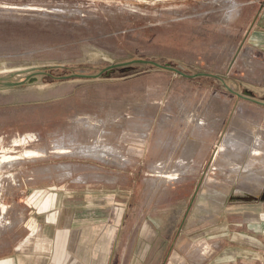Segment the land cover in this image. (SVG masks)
Instances as JSON below:
<instances>
[{"label": "rangeland", "instance_id": "obj_1", "mask_svg": "<svg viewBox=\"0 0 264 264\" xmlns=\"http://www.w3.org/2000/svg\"><path fill=\"white\" fill-rule=\"evenodd\" d=\"M248 1L0 0V72L48 70L0 95V157L13 158L0 162L4 252L34 230L47 252L38 203L53 193L77 218L97 207L113 224L124 210L107 264H163L218 180L247 185L253 171L232 169L264 152V48L251 42L264 0ZM134 59L191 76L142 62L74 76Z\"/></svg>", "mask_w": 264, "mask_h": 264}, {"label": "crops", "instance_id": "obj_2", "mask_svg": "<svg viewBox=\"0 0 264 264\" xmlns=\"http://www.w3.org/2000/svg\"><path fill=\"white\" fill-rule=\"evenodd\" d=\"M255 3L261 2L251 0L244 5ZM257 18L252 36L256 42H251L264 48V6H259ZM2 93L0 91V95ZM252 155L257 158H253L252 178L247 185L230 192L231 188L227 189V184L218 180L219 199L209 201L208 208L203 206L210 210L207 214L188 221L187 228L193 226L194 229L187 235H182L185 222H181L163 264H264V152ZM210 170L215 172L217 168ZM52 194L38 203L45 218L43 226L50 227V234L44 239L48 242L47 252L32 248V245L36 246L33 240H38L34 230L27 238L26 247H12L7 252L0 248V264H93L94 261L95 264H107L124 210L119 211L113 224L108 218L97 216V207L87 209L92 210L91 215L77 218V211H81L79 207L69 206ZM92 198L87 205H100L99 198ZM143 251L141 248L139 256L145 263L149 250Z\"/></svg>", "mask_w": 264, "mask_h": 264}, {"label": "water", "instance_id": "obj_3", "mask_svg": "<svg viewBox=\"0 0 264 264\" xmlns=\"http://www.w3.org/2000/svg\"><path fill=\"white\" fill-rule=\"evenodd\" d=\"M136 62L151 63L163 69L172 70V71L178 72L185 76H191V75L185 74L182 71L181 66L175 67L172 65H165V64H161L159 62L153 61V60H145V59H134L132 61L114 63L106 67L105 69H103L101 72L97 74L77 73L74 76L87 77V78L88 77L98 78L102 76L104 72L110 71L113 68L126 66V65L136 63ZM51 67L53 68V67H63V66L58 65V66H51ZM2 73L3 72H0V91H5V90L20 87L23 85H33V84L41 83L42 82L41 76L47 75L48 70L44 68L43 66H32V67H27V68L11 70L7 74L6 73L2 74ZM68 77H71V76H66V77H61V78H68Z\"/></svg>", "mask_w": 264, "mask_h": 264}, {"label": "bare ground", "instance_id": "obj_4", "mask_svg": "<svg viewBox=\"0 0 264 264\" xmlns=\"http://www.w3.org/2000/svg\"><path fill=\"white\" fill-rule=\"evenodd\" d=\"M9 71H11V70H7V71H3V73L2 74H7ZM261 134V133H260ZM238 136V135H237ZM256 137V136H255ZM261 137V136H260ZM254 138V137H253ZM241 139H243V138H241ZM240 139V140H241ZM226 140V139H225ZM229 140V139H228ZM247 140V139H246ZM255 141V140H254ZM251 142V141H250ZM256 144V143H255ZM258 144V143H257ZM256 144V145H257ZM60 152H67V150H61ZM258 153V151H253V154H257ZM8 159H13L12 157H9V156H3V157H0V162H4V161H6V160H8ZM236 164V163H235ZM236 166V165H235ZM233 167V166H232ZM242 166L240 165V164H238L237 165V167H235L234 169H232L233 170V172L236 174V172H239V173H241V174H243V173H247V172H252V167H248V168H246L245 169V167L242 169L241 168ZM171 174V173H170ZM231 174V173H230ZM233 174V173H232ZM162 177H169V175H165V174H162L161 175ZM236 176V175H235ZM171 178H174V177H171ZM0 209H1V215H0V220L3 218V214L5 213V206L3 205V204H1L0 203Z\"/></svg>", "mask_w": 264, "mask_h": 264}]
</instances>
